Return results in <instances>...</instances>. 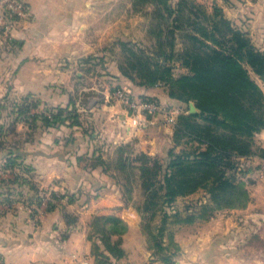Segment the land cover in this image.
I'll use <instances>...</instances> for the list:
<instances>
[{"label":"crops","instance_id":"obj_1","mask_svg":"<svg viewBox=\"0 0 264 264\" xmlns=\"http://www.w3.org/2000/svg\"><path fill=\"white\" fill-rule=\"evenodd\" d=\"M24 1L31 17L25 22L24 29H17L13 40L22 44L20 51L15 50L19 56L11 55V46L0 48V96L11 84L26 93L47 90L49 84L57 91L61 73L67 74L71 69V59L86 58L87 55L103 59L101 71L122 74L120 65L110 60L112 52L105 46L135 40L124 28V11L139 14L140 8L133 5V0ZM236 9L254 10L252 21L260 20L258 26L264 30V0H244ZM261 34L264 36V32ZM41 42H51L53 49L38 50ZM35 43L38 49L34 52L30 49ZM60 43H68V49H60ZM78 43H85L88 49L81 50ZM135 89L171 100L166 92L155 87ZM51 102L60 103V97L54 92ZM102 108L94 111L89 119L88 124L94 125V131L89 134L81 130L70 131L71 135L63 133L68 136L67 141L80 138V146H71V142L62 145L60 131L49 127L39 133L42 137L38 135L37 145L22 148L21 166L5 169L7 181L22 177L20 185L19 181L15 182L22 196L11 194L8 200H3L0 195V257L3 264H94L92 242L88 238L89 224L93 215L109 213L119 215L128 226L122 234L121 245L125 253L112 259V264H164L153 258L141 230L138 211L126 203L119 188L110 181L104 163L108 157L95 145L100 138L107 143L112 139L115 144L121 142L120 139L124 142L134 140L140 150L155 153L160 144L161 149H167L172 135L167 128L158 132L150 126L134 129L126 124L128 129H121L123 122L129 121L126 111L120 108L111 117L112 108L106 102ZM254 140L264 147V129L255 133ZM82 155L88 159L99 157L101 161H81ZM245 174L241 181L250 194L247 205L216 210L193 226L176 225L173 237L180 246L181 255L171 264H264V176ZM52 193L61 203L47 210ZM70 194L73 200L68 201ZM64 210L76 217L73 223H67ZM253 238H259L261 244L250 243Z\"/></svg>","mask_w":264,"mask_h":264},{"label":"trees","instance_id":"obj_2","mask_svg":"<svg viewBox=\"0 0 264 264\" xmlns=\"http://www.w3.org/2000/svg\"><path fill=\"white\" fill-rule=\"evenodd\" d=\"M133 5L140 9L151 5L155 19L165 24V35L161 37L163 29L159 27V61L153 60V56L143 51L138 50L137 53L134 49L127 48L133 58L129 68L135 71L141 84H160L171 100L187 105L193 101L199 110L183 112L177 116L173 139L178 141L179 138L186 137L196 144L192 149L181 148L175 151L173 147L169 148L166 170L162 171L160 179L156 178V172L162 164L144 152L138 153L137 157L144 163L150 162L149 165H140L144 176L141 186L147 195L142 205L136 207L141 214V222L148 219V240L152 242L148 248L153 258L164 264H171L180 246L174 240L173 232L167 228L170 213L162 210V205L178 195H187L205 188L206 195L198 201L202 205L200 217L206 219L215 209L244 208L250 200L248 189L236 175V163L240 162V157L264 156V147L254 140L255 133L264 129V91L251 76L252 72L264 81V49L251 40L246 30L234 26L218 5H212L208 14L203 12L204 21L199 20V11H203V6L197 5L193 0H133ZM188 27L191 31H185L182 35L190 41L191 46L175 51L174 30ZM6 46L7 44L2 48ZM172 57L179 59L188 71L174 76L172 66L167 63ZM120 70L122 74L131 77L122 65ZM147 96L149 95H143ZM153 98L159 100L158 97ZM20 107L28 109L27 106ZM64 111V108L57 106L49 115L33 114V118H39L47 126H53L66 121L62 116ZM121 147L123 146L120 145L119 148ZM9 153L11 154L6 158L5 166H21L22 160L16 162L19 156L11 151ZM123 160L122 157L117 159L119 169L125 167ZM246 172L245 169L244 173ZM21 178L5 180L7 191H0L3 200H8L11 194L22 196V191L15 184L19 181L20 185ZM156 196L161 197V207L155 200ZM50 198L47 210H52L56 204L61 203L54 193ZM71 200L73 195L70 194L68 201ZM157 209L161 216L152 227L150 218ZM206 211L208 214L203 217ZM63 215L70 224L76 219L65 210ZM195 217L199 216L193 213L177 220L186 221L188 218L190 221ZM127 228V223L119 215H93L88 238L92 242L94 264H112V259L124 255L122 234Z\"/></svg>","mask_w":264,"mask_h":264},{"label":"rangeland","instance_id":"obj_3","mask_svg":"<svg viewBox=\"0 0 264 264\" xmlns=\"http://www.w3.org/2000/svg\"><path fill=\"white\" fill-rule=\"evenodd\" d=\"M197 5L203 6V11H199L200 16L199 20H203V12L210 13L212 5H218L222 8L223 15L226 16L228 19L232 21V24L236 27H240L242 30H246L249 34L251 40L258 45L259 47L264 49V36L261 34L264 32L262 30V26H258V21L256 22L252 21L254 15V10L251 9H242L237 10V4L239 2H242L244 0H193ZM256 2L257 0H252ZM148 6H150L148 8ZM197 8V7H196ZM138 13L132 14L130 11H124V17H125V31L126 34L134 38L135 40H130V42H126L127 44H116V43H108L106 44L105 48H108L110 52H112L113 58L112 63H116L119 65H122L124 69H126L129 73V76H126L124 74H112L107 73L105 71L100 70V64H102L103 59H95L85 56L86 58L80 57L71 59V69L67 74L61 73L60 75V87L59 90H53L52 85H48L49 88L47 90H42L38 92H29L26 93L22 89L14 88L12 84L10 85V88L7 90H3L2 94L0 96V191H7L5 188V176L7 172H5L6 167L5 162L6 158L9 157L11 153L10 151L18 155L19 157L16 158V162H23V147H26V145H32L36 141H38L40 136L39 133L42 131H45L49 129V127H53L54 130L58 129L60 131L61 135V144L67 146L69 142H71V146H80L78 143H80L81 139L76 138L75 140L71 139L72 141H67L66 135L63 133H66L67 135H71L70 131H85L86 134H89L90 131H94V125H89V119L92 117L93 112H97L104 107V103L112 108L111 117L115 116L116 111L118 109L126 110V107H124L122 104L115 101V99L112 97V92L114 88L121 87L125 88L127 91H129L130 95L132 97H141L143 99L153 100L156 95H151L145 90H140L139 92L135 89L137 87L143 88H150L155 87L159 89L160 91L166 92V89L162 87V85H155V86H147L140 83L141 79L138 77V75L135 74V71L131 70L130 62L133 61V58L131 57L129 51L127 48L134 49L137 53L139 51H143L145 54L149 56H153V60H161V55H159L158 50V36L157 31L160 29H163L161 37L165 35V24L163 22H158V19H155L156 16L153 15L154 11L151 5H146L145 8L142 7V9H138ZM31 17V13L29 11L28 17L25 19V21L18 22V25L16 27V31L18 28L24 29L25 22L27 23L28 18ZM251 19V21H250ZM16 31H15V38L16 39ZM185 31H191V28H185V29H175L173 34V48L175 51H181L182 47H190L191 43L190 41L184 37L182 34L185 33ZM172 37V36H171ZM20 38H18L19 40ZM170 39V37H169ZM13 42V43H12ZM12 42H5L3 44H0V48L5 46V44L10 45L11 47V55H15V58H17L19 53L16 55L15 50L18 51L20 46L22 44L14 43ZM125 43V42H124ZM114 44V45H113ZM66 45V46H65ZM81 50L88 49V45L86 48L85 43H78L77 44ZM103 45V43H102ZM4 47V48H7ZM39 49L38 44L35 43V46L32 45V48L30 50L36 51L38 50H52L53 45L51 42H41ZM113 46V48H111ZM60 49H68V43H60L59 44ZM167 49V48H166ZM139 50V51H138ZM20 51V49H19ZM69 59H66V62H68ZM168 65L172 66V74L174 76H178L181 73H186L188 69L182 65L179 59L172 57L170 60H168ZM16 76V74H14ZM251 76L258 82L262 90L264 91V81H261L255 74L251 72ZM127 86V87H124ZM19 87V86H17ZM135 87V88H133ZM53 92L55 95H58L60 97V103H63L62 105L52 104L51 98L53 96ZM105 92H109L107 95H105ZM140 93H143L142 95ZM143 95H149L147 97H143ZM153 96V97H150ZM158 97V96H157ZM158 101L160 104L166 106L167 108H176L178 109L177 116L180 113L186 112L188 113V105L179 103V101L176 100H165L162 98H158ZM155 100V99H154ZM69 101V102H68ZM192 102V101H190ZM117 104V105H115ZM114 107H113V106ZM20 106H27V110H24ZM57 106H61L66 111L63 112L62 116L66 118V121L62 123L55 124L53 126H47L44 124V121L42 122L39 118H33V114L36 115H49V113L53 110V108H56ZM117 106V107H115ZM188 107V108H187ZM101 115V114H100ZM144 116V122L143 124L133 127L134 129H141L145 128L147 126H150L152 129L159 130L167 128L168 131H170L172 135L171 141L167 143V149L162 148L161 144L159 146V149H157V152L151 153V152H144L140 150V147L138 143L134 140H130L128 142H124L120 139L121 142L114 143L112 139H109L108 142L104 139L100 138V141L96 142L95 147H97L100 151L102 150L105 155H107L106 160L104 163L108 167L109 173V179L110 181L114 182L115 186L119 188L120 192L122 193L126 203H129L130 205H133L135 208L137 206H141L143 200L145 199L147 192L142 188L141 184L144 179V176L142 174V171L140 169V165L147 164L149 165L150 162L144 163L141 159H138V153L144 152L148 154L152 159L155 158L159 164H162L158 171L156 172V178L160 179L162 171L166 170L165 162H166V154L167 150L171 147L175 151H178L181 148L185 149H192L193 145L196 144V142H193L189 140L186 137H181L176 141L173 139V134L175 130V124L169 125L166 124L164 121H162V115L153 113V114H145ZM99 117V116H98ZM129 117V116H128ZM129 119V118H128ZM73 122V123H72ZM121 125V129H126L127 126ZM154 125H160V129L156 128ZM154 126V127H152ZM148 127V130L150 129ZM128 129V128H127ZM125 131V130H124ZM150 131V130H149ZM164 131V130H163ZM166 131V130H165ZM152 132V131H151ZM146 135H149V133L144 132ZM162 133V132H161ZM63 134V135H62ZM39 135V137H38ZM114 139V138H113ZM47 145H49V142H46ZM107 144V145H106ZM113 146L111 147V145ZM165 144V143H164ZM34 145H37L36 143ZM51 145V144H50ZM120 145L121 149L119 148ZM104 148H107V150H104ZM118 157H122L125 162V167L123 169H119L117 165V159ZM88 156H80L81 161H92V162H100L101 159L99 157L97 158H91L88 159ZM237 168H236V175L239 179L242 180L243 175H246L244 173V170L246 169L247 172L251 170V165L248 166L247 161L245 162H238L237 161ZM241 165H243L241 167ZM242 169V170H241ZM250 174L254 176L255 174L252 172H249ZM10 175H8L9 177ZM257 177V176H256ZM259 177V176H258ZM11 180V179H9ZM4 181V182H3ZM205 188H199L187 195H178L176 196L172 201L165 203L162 205L160 203L161 197L156 196L155 200L158 202L159 207H162V210L165 209L166 211H169L170 215L167 218V228L171 230L172 232L176 230L174 227L178 224H183L184 226H193L192 224L196 221H202V212L201 208L202 205L198 201L199 198H202L206 195ZM5 194V193H4ZM45 195V194H44ZM43 196V194H42ZM41 196V197H42ZM56 201V200H55ZM138 211V209L136 208ZM220 210V209H217ZM176 211V212H174ZM216 211V209L214 210ZM213 211V212H214ZM212 212V211H211ZM139 213V212H138ZM198 215L199 217H195L189 221V219H185L186 221H179L178 218H185L187 215L190 214ZM149 214V213H145ZM208 214V211H206L203 214V217H205ZM140 215V222L141 220V214ZM161 216L159 209H157L154 213V215L150 218V224L152 227L155 226V224L158 222L159 217ZM146 223H148V219H145V221L141 222V230L144 236L146 237L147 244H151L152 242L148 240V232ZM196 226V225H195ZM155 230V229H153ZM166 241V238H165ZM261 240L259 238H253L251 239L250 243L254 245H260ZM181 253L180 250L173 256L174 261L180 257ZM183 264H190L188 262H184Z\"/></svg>","mask_w":264,"mask_h":264},{"label":"built area","instance_id":"obj_4","mask_svg":"<svg viewBox=\"0 0 264 264\" xmlns=\"http://www.w3.org/2000/svg\"><path fill=\"white\" fill-rule=\"evenodd\" d=\"M29 14V7L24 0H0V44L12 42L15 38V29L18 22L25 21ZM112 97L118 103L126 107L129 121L123 122L133 127L139 126L144 122L145 114L159 113L162 115V121L166 124L173 125L176 123V114L178 109L167 108L156 100L143 99L139 96L132 97L125 88H116L112 92ZM253 158H258L255 162ZM247 161L248 166H252L249 172L256 176H264V156L240 157V163ZM243 165H241L242 167ZM249 172H246L247 174ZM0 264L3 261L0 257Z\"/></svg>","mask_w":264,"mask_h":264},{"label":"water","instance_id":"obj_5","mask_svg":"<svg viewBox=\"0 0 264 264\" xmlns=\"http://www.w3.org/2000/svg\"><path fill=\"white\" fill-rule=\"evenodd\" d=\"M189 109L188 112H198L199 110L197 109V107L195 106L194 102H189L188 105Z\"/></svg>","mask_w":264,"mask_h":264}]
</instances>
